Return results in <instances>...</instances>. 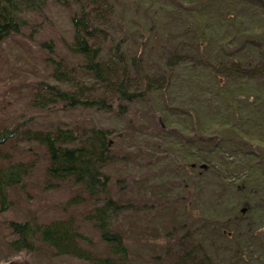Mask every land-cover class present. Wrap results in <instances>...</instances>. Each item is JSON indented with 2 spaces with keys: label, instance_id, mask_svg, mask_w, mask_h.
<instances>
[{
  "label": "trees",
  "instance_id": "obj_1",
  "mask_svg": "<svg viewBox=\"0 0 264 264\" xmlns=\"http://www.w3.org/2000/svg\"><path fill=\"white\" fill-rule=\"evenodd\" d=\"M55 1L72 6L81 5L82 0ZM177 1L179 3L175 0H147V4L142 5H153L151 9L147 7L144 9L145 13L153 12L150 17L151 26L146 29L148 38L153 40H151L150 47L146 46L144 52L142 51L143 53L135 52V48L139 44L135 41L136 45H131L134 48L133 54L132 47H129L130 52L125 49V46L130 43L121 42V40L115 43L113 40L107 39L106 56L105 48L100 45L97 39V34L101 33L102 29L94 24L89 10L81 9L72 17V40H67L65 32L66 39L60 37L67 52L76 61L68 60L66 57L57 60L53 57L47 58L51 72L47 79L40 82L41 86L37 89L33 106L42 111L59 105H63L66 109H97L107 114L125 117L130 112L131 106L143 101L150 102L152 96L154 97L152 101L159 107L157 112H164L160 116L161 120L166 122L165 118H171L168 116L169 112L173 110L174 118L172 120L178 122L179 127L185 128V134L180 130L178 133H182L187 142L194 143L196 141L198 145L205 147L204 152L201 153L204 160H201V156H197L192 149L190 150L192 154L190 163L195 162L198 165L203 162L207 164L211 162L207 155L214 151L212 146L219 143L221 139V136L216 134H202L207 133L209 127L200 123L199 114L225 120L229 128L237 134L239 133L236 125L231 123L233 119V113H229L231 111L240 115L246 125H254L260 115L261 120L256 125H264V91L262 86H259L261 82L264 85V49L261 43L255 42L253 36L244 41L247 28L241 27L242 21L249 22L253 18L260 23L258 28L261 27V23L264 24L262 9L264 0H250L249 5L245 0H235L236 2L234 0ZM93 2L96 3L97 0H93ZM158 2L162 6L161 9L157 7ZM221 2L223 4L219 15H213L214 18L216 17L215 29L197 27L195 31H192L190 28L179 27L178 23H180L181 17L183 18L184 12L191 15L189 20L193 19L191 13L197 14L191 11L193 6L203 5L206 11L216 10L220 8ZM48 3L49 0H0V43L8 36L20 33L21 26L26 23V20L21 17L22 12L43 10ZM155 7L157 11L154 10ZM202 13L200 12V15L196 16L205 18L207 13L205 12L204 16L201 15ZM221 20L222 23L227 21V32L235 38L232 46L236 44L241 46L240 51L234 50L235 55L242 51L250 52L260 48L253 56L250 55L246 58L252 60L246 61L244 64L246 66L243 69H237L240 66L235 64L236 58H233L234 60L225 59L228 55L225 54L224 47L218 50L211 42L212 35L214 33L216 35L219 31V21ZM183 21L184 18L181 23ZM190 30L191 33H189ZM168 33L171 36L183 35L184 39L175 37L177 39L174 38L171 51L162 49L163 51L159 55H153L157 43L162 40L161 38L167 37ZM241 40L242 42H240ZM226 42L229 41L226 40L224 44ZM143 43L147 44L146 41ZM41 47L51 50L52 55L56 51L53 39L42 43ZM147 48L149 49L147 50ZM211 63L215 65L216 70H219L220 64H225L227 69L224 70V73H227L225 79L227 81L222 85L219 74L213 73V69L208 65ZM153 64H156L157 67ZM203 71H206L210 80L202 77ZM250 79L255 81L256 87L248 84ZM207 90L210 93L209 97L205 96ZM218 96L221 98L219 97V99ZM209 101L217 103L215 105L205 103ZM153 118L156 119V117ZM194 121H197L199 127L193 130ZM63 124L46 125L42 129H38L32 125L27 127L28 123L25 122L0 131V160L4 162L0 165V213L6 212L11 207L8 190L20 185L35 168L33 162L14 160L6 148L13 140L37 142L44 148L45 159L49 161L45 170L51 185L57 186L72 181L82 187L90 197L96 199H100L107 193L111 177L104 169L115 159L112 151L113 138L116 141L121 139L124 136L123 131L116 132L114 128L98 124L81 125L80 127L65 126L66 128L61 126ZM168 124L166 122V126ZM157 126L159 130L165 129L159 122ZM231 142L246 144L241 137H237L235 141ZM256 150L262 153L260 148L257 147ZM208 151L210 152L205 155V152ZM196 157L198 159H194ZM252 157L255 156L252 155ZM234 160L232 163L235 165V169L229 171L232 173L226 177H233L235 182L241 183V185L243 183L242 187L249 191L259 190L253 188L250 190L248 180L258 173L264 181V167L254 164L249 158L239 157ZM178 164L179 160L174 167L176 172L180 170ZM227 168H229L228 165ZM209 170H211L210 167L207 171ZM213 173L221 176L218 170ZM191 174L192 178H196L198 182L199 176L193 172ZM194 184H196L195 181L184 186L186 190H192L191 186L193 187ZM82 200L83 197H76L69 200L68 205L80 204ZM208 203L210 204L204 209L203 215H198L188 226L184 225L185 231H182L183 236L179 243V248L184 256L176 264L188 262H191L190 264H215L216 259H212V252L218 249L219 242L214 241L227 235L224 231L228 230L232 222L236 226L234 230L237 246L228 244L225 250L233 253L238 260L244 258L240 252L242 248L248 247L252 250L249 253L255 254V251L258 250L256 246L258 240L251 243V240H247L245 237L259 238V243L264 242L262 240L264 236L258 234L259 228L264 227V223L262 218L257 221L255 219L254 224L250 221L249 226H245L244 222L250 219L253 211H258L256 203L247 205L248 213L250 212L248 217L236 215L228 218L227 213L220 215L218 201L209 200ZM136 209L137 202L132 199L123 201L121 198L107 197L88 213L87 218L94 221L101 239L109 246V256H95L82 246V241L89 239L78 232L73 217L41 222L37 217L24 221H7V228L13 238L8 243V247L10 251L18 254L23 252L29 254L37 251L39 247H46L59 257L70 256L94 264H123L128 249L123 231L115 225V221L126 211ZM197 223L198 234L201 237L199 239L194 235L196 232L193 231V225ZM255 232L258 235H255ZM239 253L242 254L241 257H238ZM195 254H199V256L196 258Z\"/></svg>",
  "mask_w": 264,
  "mask_h": 264
},
{
  "label": "rangeland",
  "instance_id": "obj_2",
  "mask_svg": "<svg viewBox=\"0 0 264 264\" xmlns=\"http://www.w3.org/2000/svg\"><path fill=\"white\" fill-rule=\"evenodd\" d=\"M146 1L97 0L95 3L93 0H82L81 5L67 7L55 0H50L43 10L22 12L21 17L26 20V23L21 26L20 33L8 36L0 43V131L27 122V127L32 125L38 129H42L46 125L61 123H64L61 125L64 128H66L65 126L72 127V125L80 127L81 125L98 124L124 133V136L117 141L113 138L112 151L115 159L104 169L111 177L110 184L107 193L100 199L90 197L82 187L72 181L57 186L51 185L45 170L49 161L45 159L44 148L37 142L13 140L8 144L6 148L15 161L33 162L35 168L19 186L9 189L11 207L6 212L0 213V264H93L70 256L59 257L46 247H39L37 251L29 254L10 251L8 243L13 238L6 222L24 221L34 217H37L40 222L73 217L78 232L89 239L82 241V246L95 256H109V246L101 239L94 221L87 218L88 213L107 197L121 198L123 201L132 199L137 202L136 210L126 211L115 221V225L123 231L128 249L123 264H176V262H180L184 256L179 248L183 236L182 231H185L184 225L188 226L198 215H203L204 209L210 204L209 200L218 201L220 215L227 213V218L236 215L248 217L250 212L248 213L247 205L256 203L258 211H253L250 219L245 221L244 225L249 226L250 221L254 224L255 219L257 221L260 218L264 223L263 177L256 173L248 180L249 189H259L257 191L243 188L244 184L236 183L233 177L227 178L232 173L229 171L235 169L232 161L239 157L249 158L254 164L264 167V125H256L261 120L260 115L254 125H246L240 115L233 111L229 112L233 113L231 123L236 125L239 133L237 134L229 128L225 120L199 114L200 123L203 126L207 125L210 130L207 129V133H202L200 130L197 132L216 134L224 138L218 146L217 144L212 146L213 152H205V155L210 152L207 155L208 160L211 161L208 164L209 167L211 170L220 171L221 176L224 177L222 179L223 177L211 170L205 172L201 166L191 167L190 150L192 145L187 147L181 144V142L187 143V141L182 133H178V130L185 134V128L179 127V123L172 120L174 118L173 110L169 112L168 117L171 118H165L169 123L168 126L164 124V130L158 129L156 119L162 122L160 116L164 112H157L159 107L152 101L154 99L152 96L150 102L143 101L131 106L130 112L125 117L107 114L97 109H66L63 105H59L42 111L33 106L37 89L41 86L40 82L47 79L51 72L47 58L53 57L57 60L66 57L68 60L76 61L60 40V37H65L64 32L67 40H72L71 22L75 14L83 8L90 11L94 24L102 29V32L97 34V39L100 45L105 48L106 56L107 39H111L115 43L120 40L130 43L125 46L127 52L131 51V45H136V41L139 44L135 48V52L143 53L146 46L150 47L151 40H153L148 38L146 31L151 26L150 17L153 12L145 13L144 10L146 7L151 9L153 5L142 6L144 3L147 4ZM175 1L179 3L177 0ZM222 4L223 2L219 9L207 11L204 10L203 5L193 6L191 11L199 15L200 12H203L202 16L206 12V17L201 18L196 16L197 14L191 13L193 19H196L190 18L189 20L191 15L184 12V21L181 23L183 19L181 17L180 23H178L179 27L190 28L192 31H195L197 27L215 29L216 17L214 18V16L219 15ZM157 7L162 8L159 2ZM156 9L155 7L154 10ZM262 9L264 11V7ZM171 16L173 15L171 14ZM246 27L247 35L253 36L262 43L264 48V24L261 23V27L258 28L259 22L252 19L246 24ZM152 33L154 34V32ZM175 37L184 39L183 35L171 36L168 33L167 37L161 38L162 40L157 43L153 55H159L163 50L171 51ZM52 39L55 41L56 50L53 55L51 50L41 47L42 43ZM139 41H146L147 44ZM223 47L226 50L225 54L228 55L225 59L234 60L236 58L235 61H239L243 65L246 61L252 60L246 59L247 57L253 56L258 51V49H253V53L242 51L239 55H235L233 52L236 47H233L230 42H226ZM133 51L132 47V54ZM153 65L157 67L156 64ZM208 65L213 69V73L219 74L221 85L227 81L225 80L227 73H224V70L227 69L225 64H220L219 70H216L212 63ZM202 77L210 80L206 71L202 72ZM254 83L255 81L250 79L248 84L256 87ZM259 86H262L264 91L262 82ZM209 94V90H207L205 96L209 97ZM205 103L215 105L217 102ZM198 127L197 121H194L193 130ZM237 137H241L246 144L230 141V139L235 141ZM257 147L261 149L262 153L257 152ZM204 148L195 146L196 155L200 156L204 152ZM200 159L204 160V156H201ZM178 160L180 170L176 172L174 167ZM246 160L248 161V159ZM2 163L4 162L0 160V165ZM191 172L199 176L198 182L196 178H192ZM193 181L196 184L191 186L192 190H186L184 185ZM76 197H83L82 202L68 205V201ZM243 208L247 210L243 212ZM193 227V231L196 232L194 235L199 239L198 223ZM235 227L232 222L226 230L230 234L226 233V236L214 241L219 242L218 249L212 252V259H216L215 264H264V242L259 243V238L245 237L247 240H251V243L258 240L256 242L258 250L253 254L249 253L252 250L248 247L240 249L244 256L242 260H238L233 253L225 250L228 244L237 246ZM259 229L258 234L264 236V227ZM258 234L255 232V235ZM262 240L264 241V238ZM241 253L238 257H241ZM198 256L199 254H195L196 258Z\"/></svg>",
  "mask_w": 264,
  "mask_h": 264
},
{
  "label": "bare ground",
  "instance_id": "obj_3",
  "mask_svg": "<svg viewBox=\"0 0 264 264\" xmlns=\"http://www.w3.org/2000/svg\"><path fill=\"white\" fill-rule=\"evenodd\" d=\"M220 27H219V31L218 33L215 35V33L212 35V40L211 42L215 45V47L218 50H221L223 48L224 42L227 40L229 41L231 44H233V42L235 41V39L233 37H231L229 35V33L227 32V21H225L224 23H222V20L219 21ZM163 30V29H162ZM220 35V38H219ZM209 60V59H208ZM235 64L240 66L237 67V69H243L246 65H243L241 62L239 61H235Z\"/></svg>",
  "mask_w": 264,
  "mask_h": 264
}]
</instances>
